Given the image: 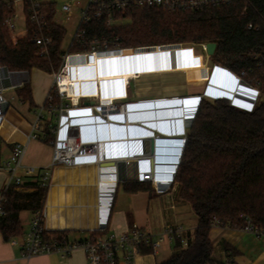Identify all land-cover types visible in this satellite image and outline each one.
Wrapping results in <instances>:
<instances>
[{
    "label": "trees",
    "instance_id": "obj_1",
    "mask_svg": "<svg viewBox=\"0 0 264 264\" xmlns=\"http://www.w3.org/2000/svg\"><path fill=\"white\" fill-rule=\"evenodd\" d=\"M42 11L45 15L39 24L26 19V33L13 39L6 20L13 15L14 5L0 0V65L15 76L32 68L52 73L60 66L65 28L54 20L53 2H45ZM115 15L119 21L110 25H106L104 15L92 18L86 37L116 38L120 46L215 42L211 60L232 73L244 71L245 81L259 91L252 109L234 105L227 98H201L186 129L173 179L179 185V197L190 204L197 225L185 245L175 238V253L156 263L222 264L212 257L209 233L215 222L235 228L250 222L264 229V0H233L187 10L127 6ZM35 37L49 39L40 45ZM88 40L68 49L84 51ZM16 94L34 106L28 80L16 88ZM146 183L128 180L122 187L135 192L147 189ZM46 192L47 187L32 179L4 191V214L0 215L4 240L23 234L19 212L41 209ZM44 234L47 238H68L65 230H45ZM150 250L146 245L140 252Z\"/></svg>",
    "mask_w": 264,
    "mask_h": 264
},
{
    "label": "crops",
    "instance_id": "obj_2",
    "mask_svg": "<svg viewBox=\"0 0 264 264\" xmlns=\"http://www.w3.org/2000/svg\"><path fill=\"white\" fill-rule=\"evenodd\" d=\"M179 49L180 47L176 51ZM162 60L157 59L154 63H158L152 66L139 64L134 68L129 64L121 68L118 73H131L127 79L115 77L113 80H108L109 83L99 81L98 88L102 87V94L111 95L122 92L126 95V98L121 99L120 102H126L128 123L122 124L121 118H117V124L113 122L109 132L101 129L98 133L103 138H111L109 142L102 145L103 161H114L115 164L110 167L94 163L52 167L43 205L45 211L43 224L46 230H65L69 240H81L89 237L100 225H105L109 231L120 233L128 231L133 224H136L152 238H157L165 227L180 226L182 229L180 239L185 240L186 243L190 239L197 225V218L190 204L179 197V185L176 182L170 183L168 189L162 192L154 189L149 182L146 183L147 189L135 192H128L122 187V182L127 181L125 178L132 179L149 166L146 155L148 142L144 140L146 135L143 131H139V127L143 130H152L155 135L162 136H178L183 129L185 131L187 129V127L183 128L180 98H190L192 96L187 95L192 93L189 86L184 89L159 86L160 81L162 85L170 83L165 82L163 75L174 69L171 56L165 59L169 65L167 68L164 67L166 64ZM155 66L157 68H153ZM204 66L202 61H198L196 65H185L182 68L191 76L198 74L202 79H209V74L203 76L200 71L201 68H205ZM195 67L200 69H191ZM109 68V65L105 64L104 67L101 63L98 76L100 73L104 75L115 71L110 72ZM32 69L46 73L48 76L47 78L40 75L33 83H30V71L27 73L33 107H30L27 101L18 98L16 89L7 88L9 79L0 81V87L2 85L6 87L0 95L6 99L4 93H10L13 101L12 105L7 101L4 118L0 120V163L11 153L15 142L23 143L24 153L16 169V173L22 177V182L31 179L39 180L38 175L26 174L25 167L41 169L49 166L53 151L52 146L45 141L27 139L35 119V110L44 103L53 82V73L37 68ZM85 74L91 75V72L87 71ZM217 76L219 77L213 82L214 85L223 82L221 88L224 89L222 90L224 93L234 92V86H228L226 78L221 80L219 72ZM132 77L136 78L134 85H130ZM148 78L156 81L159 87L149 88L145 82ZM16 79L17 76H14L13 80L16 81ZM128 80V84L122 85ZM87 83L94 84V82ZM133 95L137 97L134 99ZM187 106L188 104L183 100V115L186 111L188 113ZM7 176V171L0 169V194ZM31 217L30 210L27 227L21 236L4 240L0 233V264H87L82 248H76L65 256L52 252L24 258L21 254L23 236L29 228ZM14 238L17 240L16 243L11 242ZM209 238L213 246V259L222 264H264V233L257 234L243 228L214 223L210 229ZM174 242L175 239L171 240L164 236L155 250L136 254L132 264H156L166 260L176 251ZM119 264L128 263L120 257Z\"/></svg>",
    "mask_w": 264,
    "mask_h": 264
},
{
    "label": "built area",
    "instance_id": "obj_3",
    "mask_svg": "<svg viewBox=\"0 0 264 264\" xmlns=\"http://www.w3.org/2000/svg\"><path fill=\"white\" fill-rule=\"evenodd\" d=\"M9 1H11L13 5L16 2H21L26 19L30 22L39 24L40 18L42 15H45L42 11L45 1ZM231 1L233 0H87L86 6L81 10L79 24L70 46L82 43L84 39H90L87 42L88 48L78 52H71L69 49L63 52L58 70L52 72L53 82L51 87L46 94L44 103L35 110V119L31 124V131L27 135V139H39L52 146L51 163L49 166L41 169L26 166L25 173L28 175H38L40 184L48 187L50 183V170L55 165L71 166L79 163L99 164L103 161L101 156L102 145L111 140V138L106 139V137L103 138L101 135H98L99 130L104 129L109 132L111 124L113 122L117 124V118H121L122 124L128 123L126 102H117V100L126 98L125 94L121 92L113 94L111 97L103 96L101 88L98 89L97 84L94 83L92 87H80L81 89L76 92V99H74L72 96H69L64 87H62L61 75L63 73L73 81L75 80L74 67L76 65L91 64L95 58H112L110 61H102V66L105 67V64H107L111 67L112 61L129 60L131 62L140 59L143 62V59L147 56L150 57V55H154L159 52L160 49L166 48L167 52L170 53L175 52L177 49L176 47L181 46V44L120 46L116 43V38H113L115 39L114 41H108L105 37L97 36L87 38L86 26L92 18H99L104 15L106 25H110L119 21V18L116 17L115 14L119 11L123 12V9L127 6H155L169 10H187L227 4ZM74 4L75 1H66L61 4L60 10L66 13L67 18L71 16ZM14 13L6 20L7 28L10 31L14 26L12 23ZM249 26L251 25L249 24ZM34 39L37 44L42 45L45 44L49 38L35 37ZM201 46L206 52L205 43H201ZM192 55L197 61L201 57L200 54H194L193 52ZM151 58L153 63L159 59L157 55L155 58L152 56ZM109 70L111 72L110 68ZM215 70L217 73L219 72L220 75L226 76V79L231 78V80L236 83V88L241 90L238 91L236 89L234 92H230L231 97L228 98L230 103L246 109H252L259 91L255 86L250 85L242 79L244 71H241L240 74H235L219 65L216 66ZM81 71L87 73L84 68L81 69ZM119 71L120 69H115L113 73ZM27 73L26 71L19 72L17 75L19 78L15 81L13 80L15 76L14 73L0 65V81L6 79L10 81L7 88L16 89L22 86L24 81L27 80ZM128 83L129 80L125 84ZM70 86L76 88L73 84ZM215 87L220 88L221 86L218 85ZM4 89H6V87L2 85L0 87V92ZM239 93L242 94L239 95ZM182 99L189 98L183 97L180 100L182 101ZM235 99L243 101L245 105L236 103L234 101ZM7 105V100L0 95V120L4 118V109ZM191 113L190 115L187 113L182 116V120L184 121L183 128L188 127ZM154 136L157 138H176L184 140L186 131L183 129L182 133L178 136H162L155 134ZM155 147H157L156 144ZM168 148L172 149L174 146H168ZM23 153L24 144L15 142L11 153L0 163V169L6 170L8 174L2 193L0 194V215L4 214L2 208V202L5 200L4 191L10 185L20 184L22 182V177L16 173V169L20 165V159ZM146 155L148 161L149 155L148 153H146ZM157 156L171 157L172 154H154L155 159L153 167L149 165L148 168L142 169L138 176L132 179L127 177L125 180L149 182L158 192L167 190L169 184L174 181L176 167H170L171 165H175L172 162L164 163L157 161ZM44 217L45 211L43 207L32 212L29 228L23 236L21 254L24 258L52 252H57L65 256L76 248H82L85 253L87 264H119L120 257H122L126 263L132 264L134 256L140 253L144 245H149L151 250H155L160 245L161 239L164 236L171 240L175 238L180 239L182 231L180 226H167L163 229L159 237L152 238L136 224H133L128 231L120 233L109 231L105 225H100L89 237L81 240H69L68 238L57 237L47 238L44 234L46 230L43 224ZM243 229L253 231L257 234L264 233V229H257L250 222L246 223ZM180 240L183 244H186L185 240ZM11 242L16 243V238L12 239Z\"/></svg>",
    "mask_w": 264,
    "mask_h": 264
},
{
    "label": "rangeland",
    "instance_id": "obj_4",
    "mask_svg": "<svg viewBox=\"0 0 264 264\" xmlns=\"http://www.w3.org/2000/svg\"><path fill=\"white\" fill-rule=\"evenodd\" d=\"M44 1H49V2H53L55 5V16H54V20L62 25L65 28V36L64 39L62 41L61 44V48L63 51H67L71 40L74 36V33L77 29V26L79 24V20H80V16H81V10L86 6L87 4V0H44ZM66 1H75V4L73 5L72 8V14L69 18L66 17V13H63L60 10V6L62 3L66 2ZM14 17L12 18V23H13V28L11 29V35L12 38L15 39L17 37L23 36L26 33V15L24 13L23 10V5L21 2H16L14 4ZM180 49L178 51L175 52H167L166 48H164L163 50H165L166 52H161V53H155L154 55H150L147 56L145 59H143V62L140 59L137 60H133V61H129V60H119V61H115L113 62V65H111L112 67H110L111 70H115V69H121L123 67H126L127 65L130 64V66H133L134 68L137 66H139V64H151L150 66H152V64H156L158 62L152 63V57L155 58V56L157 55L160 59H163L162 61H166L165 59L168 56H171L172 60V64L174 66V69L170 72H168V74H164L163 76L165 77V82H170V83H166L165 85L160 84L159 86L162 88H169L170 86H172L173 88H181L184 89L186 86H189V90L190 93H192L191 95H187V96H196L197 94L203 92L205 90L206 84L208 83V81L210 79H216L218 75V73H216V66L221 64H217L214 63L211 60V56L208 55L205 50L202 48L201 44H183L181 43ZM176 47V48H178ZM192 52L194 54H200L201 57L198 60L199 62L202 61V63L205 65V68H201V72L202 75L207 76V74H209V79L206 80V78L202 79L199 77L198 74H194V75H190L188 74L189 72L183 71L182 67H185V65H196L198 63L197 59L193 57ZM142 62V63H141ZM162 63V62H161ZM166 66L164 67H168V62H165ZM153 68H157L156 66ZM163 68V67H162ZM191 69H200L199 67H195V68H191ZM205 69V70H204ZM205 71V72H204ZM197 73V71H196ZM40 75H43L42 77H47V74L45 73H41L36 69H31L29 72V78H30V83H33V81L35 80L36 77H39ZM222 79L226 78V76L220 75ZM244 75H242V79L245 81V77L243 78ZM133 78V77H132ZM133 78L130 82V85H134L136 82L134 81ZM151 78H148V81H145L147 83V86L151 89L153 88H157L159 87L156 81H152L149 80ZM130 80V79H129ZM218 80V79H217ZM163 82V81H162ZM164 82V83H165ZM247 82V81H246ZM106 83H109L108 81H106ZM137 83H139L137 81ZM248 83V82H247ZM227 84L228 86H234L236 87V83L234 81L231 80V78L227 79ZM250 85H252L251 83H249ZM192 91V92H191ZM239 91V90H238ZM242 93H239V95H241ZM214 95V94H213ZM4 96L6 97L7 101L9 103H11V105L13 104V101L11 99V95L10 93H4ZM137 96L133 95V98L135 99ZM258 98V97H257ZM181 99V98H180ZM257 100V99H256ZM121 101L117 100V102ZM179 101V100H178ZM185 102L188 104L187 109H188V113H190V111L193 109V105H194V100L192 99H188L185 100ZM181 103V100H180ZM182 104V103H181ZM251 104V103H250ZM249 104V105H250ZM187 114V111H186ZM21 213V224L23 226V229H26L28 221H29V216H30V210L28 209H23L20 211Z\"/></svg>",
    "mask_w": 264,
    "mask_h": 264
},
{
    "label": "water",
    "instance_id": "obj_5",
    "mask_svg": "<svg viewBox=\"0 0 264 264\" xmlns=\"http://www.w3.org/2000/svg\"><path fill=\"white\" fill-rule=\"evenodd\" d=\"M215 46H216L215 42L205 43L206 53L208 55H212L214 52ZM221 67L225 68L224 66H221ZM214 81H215V79L214 80L210 79L209 83L206 85L205 90L203 92L197 94L196 96H194L192 98H189L191 100L192 99L194 100V105H193V110H192L188 125L191 124V122L195 116L196 110L198 108V105L200 103V100L204 95L212 97L214 99H216V98H227L228 99L231 97L230 94L224 93L222 91V90H224L221 88L223 86V82L219 83V85L220 86L222 85V86L220 88H218V87H215V85L213 84ZM216 82H217V80H216ZM218 82H219V80H218ZM212 88H217V89H212ZM210 91H213L216 96L209 95ZM183 100H188V99H182L181 103L183 102ZM181 103H180V105H181ZM138 129H139V131L140 130L143 131L144 134L146 135V137H144V140L148 142L147 153L149 155V165L151 167H153V163H154V159H155L154 154H157V155L172 154L171 157L157 156L156 159H157V161L164 162V163L172 162L175 165H171V166L169 165V166L171 168H174V166L177 168L181 153L183 151V143L185 144V141H186V136L184 137V140L176 139V138H160V137L157 138L154 136L152 130H145V129L143 130V129H140V127ZM155 144L157 145V147H155ZM168 146H174V148L171 149V148H168ZM114 164H115L114 161H102L99 163L100 166H109V167L114 166Z\"/></svg>",
    "mask_w": 264,
    "mask_h": 264
},
{
    "label": "bare ground",
    "instance_id": "obj_6",
    "mask_svg": "<svg viewBox=\"0 0 264 264\" xmlns=\"http://www.w3.org/2000/svg\"><path fill=\"white\" fill-rule=\"evenodd\" d=\"M161 52H165V50L163 49H160ZM157 52V53H161V52ZM99 60V61H98ZM112 60V58H95L91 64H85V65H76L74 67V79L73 81H71V78L68 77L66 74H62L61 75V82H62V87H64V89L67 91V93L69 94V96H72L74 99H76V92L78 90H80L81 88L80 87H88L86 85H88L87 82H94L97 84V88H98V82L99 81H108V80H113L115 77H123L122 79H127L129 78L131 75V73H116V74H113V73H105L104 75H101L100 73V76L99 73H98V70H99V67L102 63V61H110ZM113 65V64H112ZM86 69V71H89L91 72V75H84V73L86 72H82L81 69ZM114 71V70H113ZM207 80V79H206ZM127 82V81H126ZM75 85L76 88H74L73 86L71 87L70 85ZM125 83L123 82L122 85H124ZM93 83L89 85V87H92ZM207 85V84H206ZM215 86H218V85H215ZM102 87H99L98 89H100ZM237 88L234 87V91L236 90ZM238 90V89H237ZM214 92L213 91H210L209 92V95H212V96H216L215 94H211ZM113 95V94H111ZM110 94H106L105 95L103 94V96H107V97H111ZM236 103L240 104V105H245V103L241 100H234ZM181 107H182V116H184V109H183V102L181 104ZM192 111V110H191ZM190 111V113H191ZM189 113V115H190ZM166 117V116H165Z\"/></svg>",
    "mask_w": 264,
    "mask_h": 264
}]
</instances>
